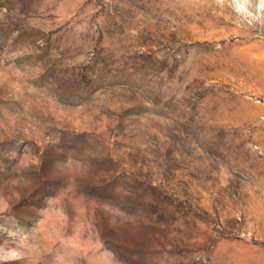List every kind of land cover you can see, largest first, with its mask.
Returning a JSON list of instances; mask_svg holds the SVG:
<instances>
[{"label":"rangeland","instance_id":"1","mask_svg":"<svg viewBox=\"0 0 264 264\" xmlns=\"http://www.w3.org/2000/svg\"><path fill=\"white\" fill-rule=\"evenodd\" d=\"M0 264H264V0H0Z\"/></svg>","mask_w":264,"mask_h":264}]
</instances>
